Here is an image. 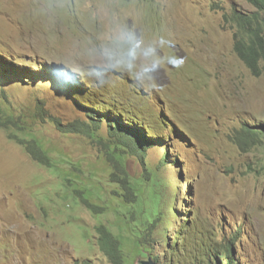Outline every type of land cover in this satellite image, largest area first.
<instances>
[{
    "label": "rangeland",
    "instance_id": "374dc122",
    "mask_svg": "<svg viewBox=\"0 0 264 264\" xmlns=\"http://www.w3.org/2000/svg\"><path fill=\"white\" fill-rule=\"evenodd\" d=\"M234 9L255 11L245 0H0V264H108L100 225L126 264H220L226 249L264 264V140L245 152L233 139L264 123V76L234 52ZM46 66L149 127L144 167L106 119L92 136L70 127L96 116L76 89L28 72ZM31 137L49 166L33 159ZM119 159L141 185L138 203L112 176ZM160 199L141 255L132 231Z\"/></svg>",
    "mask_w": 264,
    "mask_h": 264
},
{
    "label": "trees",
    "instance_id": "16d2710c",
    "mask_svg": "<svg viewBox=\"0 0 264 264\" xmlns=\"http://www.w3.org/2000/svg\"><path fill=\"white\" fill-rule=\"evenodd\" d=\"M249 3L255 11L252 13H245L234 9L230 15V23L234 26V52L240 61L246 66V68L251 72L254 77L264 76V0H245ZM3 65V62H0ZM4 71L9 73L11 70L14 72L15 69L11 66H2ZM27 69L22 68L20 72H25ZM30 75H48L50 74L54 79V85L60 89L63 85L76 89L75 97H79V104L86 111H89L93 116L88 115L87 118L91 120V123H85L79 125L76 128L74 124L70 127L77 129L79 132L86 131L90 136L98 133L105 125V119L107 123V128L109 131L110 138H113L120 142V145H126L132 152L141 160L144 167L146 164V154L151 145L146 143L141 132H150L148 126L137 119H133L129 116L121 117V113L117 112V108L109 107L111 105H102L97 98V94L93 90H87L85 85H82L77 80H70L68 76H64L59 72H55L54 69L49 70L46 66L43 70L38 71L36 68L28 69ZM18 77H21L20 74ZM14 79V78H13ZM28 79V78H25ZM17 80V78H15ZM38 80H43L44 83L49 81L47 78L40 76ZM42 82V83H43ZM77 94V96H76ZM104 110V111H102ZM104 114L105 117L98 119L99 115ZM58 126L62 124L55 120ZM1 127V126H0ZM151 132L156 133L150 138L153 141L160 139L162 133L158 131L151 130ZM33 140L27 143V148L31 152L33 159L40 165H50V159L46 156V153L42 150V147L37 144V140L31 137ZM147 139V140H148ZM234 143L241 150L248 152L263 143L264 140V123L258 125H244L240 130H238L234 136ZM166 162V161H165ZM164 162V163H165ZM122 160L116 162L117 167L112 176L117 178V182L123 186L125 192L134 198V202L139 201V192L141 185L131 179L127 173V170L123 164ZM135 182V183H134ZM154 188H157L159 184L154 183ZM82 203L87 206V208L93 211L95 214L99 213L102 209L91 204L87 198H82ZM155 203L157 212H152V217H144L141 223L142 233L135 234L134 238L137 239L138 249L141 255H150L148 250H143L148 243L149 236L152 234L151 231L158 227L160 219L162 218L161 199ZM173 211L175 209L173 208ZM137 223V222H136ZM139 223V222H138ZM138 226V224H137ZM141 227H138L141 229ZM128 228V227H127ZM96 233L98 234V245L100 249L104 252L108 259V264H126V256L124 253V248L121 240L114 235V233L105 225H100L96 228ZM147 249V248H146ZM209 251V250H207ZM212 255L219 262V257L222 263L220 264H238L235 260L234 255L230 249H226L222 253L217 251V254ZM213 264V262H212Z\"/></svg>",
    "mask_w": 264,
    "mask_h": 264
},
{
    "label": "clouds",
    "instance_id": "9594fccd",
    "mask_svg": "<svg viewBox=\"0 0 264 264\" xmlns=\"http://www.w3.org/2000/svg\"><path fill=\"white\" fill-rule=\"evenodd\" d=\"M168 62L171 63V64H173L174 66H177V67H179L180 66V63H181L175 57H171ZM64 76H66V75H64Z\"/></svg>",
    "mask_w": 264,
    "mask_h": 264
}]
</instances>
